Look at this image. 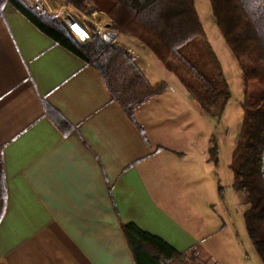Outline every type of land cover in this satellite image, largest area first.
I'll use <instances>...</instances> for the list:
<instances>
[{
    "label": "crops",
    "instance_id": "crops-1",
    "mask_svg": "<svg viewBox=\"0 0 264 264\" xmlns=\"http://www.w3.org/2000/svg\"><path fill=\"white\" fill-rule=\"evenodd\" d=\"M142 50L144 56L134 55L150 83L169 88L139 106L132 120L93 65L4 6L0 142L7 202L0 264H136L123 231L128 222L180 252L197 246L199 264L263 263L252 241L258 258L243 245L234 221L219 217L209 161L215 134L199 145V103L164 79ZM46 103L71 124L69 132L47 114Z\"/></svg>",
    "mask_w": 264,
    "mask_h": 264
},
{
    "label": "trees",
    "instance_id": "trees-1",
    "mask_svg": "<svg viewBox=\"0 0 264 264\" xmlns=\"http://www.w3.org/2000/svg\"><path fill=\"white\" fill-rule=\"evenodd\" d=\"M80 11H101L113 19L112 28L138 39L173 72L208 115L221 119L231 98L230 84L219 56L209 41L195 0H67ZM9 3L43 33L93 65L101 74L111 97L134 120L135 110L165 93L169 85L153 86L129 49L116 38L110 42L95 35L79 43L67 27L48 11H37L25 0H0V18ZM219 30L243 68L244 116L230 168L233 187L246 193L249 208L244 212L249 237L264 263V94L251 99L250 87L264 89V0H211ZM47 114L64 131L71 124L46 103ZM209 161L219 164L217 136L211 138ZM219 193L224 199L223 187ZM7 202L4 145L0 142V221ZM123 231L136 264H199L197 246L180 252L162 237L135 222ZM205 264H219L207 262Z\"/></svg>",
    "mask_w": 264,
    "mask_h": 264
},
{
    "label": "rangeland",
    "instance_id": "rangeland-1",
    "mask_svg": "<svg viewBox=\"0 0 264 264\" xmlns=\"http://www.w3.org/2000/svg\"><path fill=\"white\" fill-rule=\"evenodd\" d=\"M195 4L208 39L212 43L223 65L224 73L231 89V98L221 119L212 117L206 113V115H203V110L200 106L198 107L197 126L199 133V145L202 147L203 138H205V135L210 133V131L217 136L220 151L219 164L217 165L213 162L212 168L214 170L215 184L217 183V187L214 188V197L218 200L216 207L219 211V217L225 218L229 224L234 221L233 223L238 229V235L241 241H243V245L252 248L254 256L257 257L242 217L243 208L246 206L249 207V204L246 201L247 196L244 191H237L234 189L233 171L229 167L232 151L235 147L244 116L243 103L246 97L244 91L245 84L243 80V68L232 53L218 28L213 14L211 0H195ZM67 8L69 11L74 12V8L72 6L68 5ZM82 12L90 17L93 16L94 13L98 12L100 14L96 17L99 19L105 17V15L108 16L107 22H109V32H111L112 35H115L116 41L121 48L129 49L133 54L135 53V55L137 54L141 56H144L145 53L142 48L147 50L151 59L159 64L161 66L160 68L164 70V79L174 82L180 89L187 92V88L183 85L180 79L173 72L169 71L164 63L148 47L142 44L135 37L120 33L112 28L114 22L107 13L101 11L88 13L85 10H82ZM250 91V97L253 100L264 94V89L257 83L251 85ZM220 186L223 187L225 195V199L221 205L219 203V199L221 197L219 193Z\"/></svg>",
    "mask_w": 264,
    "mask_h": 264
},
{
    "label": "built area",
    "instance_id": "built-area-1",
    "mask_svg": "<svg viewBox=\"0 0 264 264\" xmlns=\"http://www.w3.org/2000/svg\"><path fill=\"white\" fill-rule=\"evenodd\" d=\"M30 8L43 12L48 11L55 16L67 27L72 36L82 44L89 42L95 35L100 36L107 41L108 38H112L111 32H109V22H107L108 16L97 18L100 13L96 12L93 16H88L82 11L74 8V12L68 10L67 0H25ZM58 3V7L55 6ZM103 14V13H102ZM77 29L80 31L77 32ZM86 34V35H83ZM109 42V41H108Z\"/></svg>",
    "mask_w": 264,
    "mask_h": 264
},
{
    "label": "water",
    "instance_id": "water-1",
    "mask_svg": "<svg viewBox=\"0 0 264 264\" xmlns=\"http://www.w3.org/2000/svg\"><path fill=\"white\" fill-rule=\"evenodd\" d=\"M114 37H115V36H114V35H112V38H114ZM111 40H112V39H110V38H108V39H107V41H109V42H110Z\"/></svg>",
    "mask_w": 264,
    "mask_h": 264
},
{
    "label": "snow or ice",
    "instance_id": "snow-or-ice-1",
    "mask_svg": "<svg viewBox=\"0 0 264 264\" xmlns=\"http://www.w3.org/2000/svg\"><path fill=\"white\" fill-rule=\"evenodd\" d=\"M80 30L79 29H77V32H79ZM83 35H86V34H83Z\"/></svg>",
    "mask_w": 264,
    "mask_h": 264
}]
</instances>
